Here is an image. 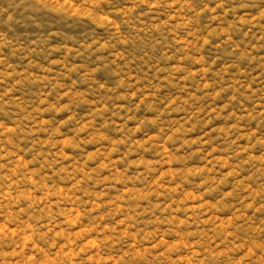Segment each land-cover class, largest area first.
Here are the masks:
<instances>
[{"label":"rangeland","instance_id":"374dc122","mask_svg":"<svg viewBox=\"0 0 264 264\" xmlns=\"http://www.w3.org/2000/svg\"><path fill=\"white\" fill-rule=\"evenodd\" d=\"M0 264H264V0H0Z\"/></svg>","mask_w":264,"mask_h":264}]
</instances>
